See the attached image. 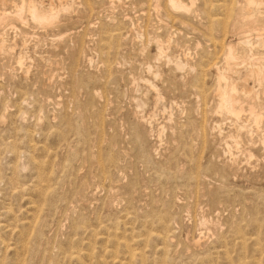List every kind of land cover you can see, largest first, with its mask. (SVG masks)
<instances>
[{
  "label": "rangeland",
  "instance_id": "rangeland-1",
  "mask_svg": "<svg viewBox=\"0 0 264 264\" xmlns=\"http://www.w3.org/2000/svg\"><path fill=\"white\" fill-rule=\"evenodd\" d=\"M167 1L0 4V264H264V3Z\"/></svg>",
  "mask_w": 264,
  "mask_h": 264
},
{
  "label": "bare ground",
  "instance_id": "bare-ground-1",
  "mask_svg": "<svg viewBox=\"0 0 264 264\" xmlns=\"http://www.w3.org/2000/svg\"><path fill=\"white\" fill-rule=\"evenodd\" d=\"M60 1H64V0H60ZM4 2H5V0H0V4H2ZM244 2H245V9H250V7H252V6L254 7V6L262 5L264 3V0H244ZM167 3L169 5V8H171L173 11L178 12V13L179 12H185V11L189 12L191 10V7H188V4H186L185 1H183V0H168ZM49 5L50 6L48 8H42L41 5L39 7L38 5H34L32 2L29 1L28 5H27V11H28L29 15L32 17V19L35 20L36 22H38L40 24H45V23L49 24V23H52L56 19L57 15H58V12L55 11V6L53 4H49ZM23 8H24V5H21V7H20L21 10L19 12H17V16L20 17L21 19H22L21 16H22ZM0 14H4V13L1 12ZM238 30H240V29H238ZM258 30L260 31V30H263V29H258ZM246 31L248 32L249 30H246ZM244 33H245L244 31L243 32L241 31L240 36L238 37L237 45H241L243 47H248V46L251 45V40L249 39V36H251V35H245ZM256 34H257L256 41L258 43H260L263 40V38H261L262 34H260V33H256ZM230 44L227 46V50H226L227 62L229 64L230 62H235L236 61V64H238L237 63L238 57L236 56V54H237L236 53V48H235V46L230 45ZM222 47H224V45ZM159 51H160L159 55L162 54L161 53L162 52V48H159ZM185 65H186L185 62L176 61L175 68L176 69H183L185 67ZM262 68H264V67H262ZM263 74L264 73H263V71L261 69H259V68L256 69V68H253V67L250 68L246 72V76H250V77H254V78H258V79ZM217 82L218 83H217V88H216V94L218 96V109H219V111H222V112L224 111L228 115H231V116H237L238 113L240 111H243L244 109H243V107L239 106L240 102H239V97H238V86H237L236 80L231 79V77L229 76V73L225 72L224 70L218 69L217 70ZM138 104H140V103H138ZM253 109H254V107H250L251 114L255 117V120H257L258 117H259V114L255 112L256 110L254 111Z\"/></svg>",
  "mask_w": 264,
  "mask_h": 264
}]
</instances>
